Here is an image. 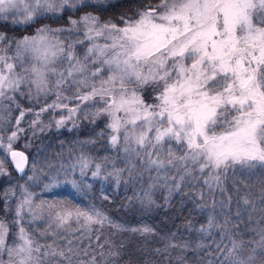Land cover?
I'll return each mask as SVG.
<instances>
[{
    "label": "snow or ice",
    "instance_id": "snow-or-ice-1",
    "mask_svg": "<svg viewBox=\"0 0 264 264\" xmlns=\"http://www.w3.org/2000/svg\"><path fill=\"white\" fill-rule=\"evenodd\" d=\"M65 128L84 138L50 154L38 133ZM258 173L264 0H0V264H121L115 234L158 235L143 217L113 219L121 189L126 213L179 195L204 221L153 253L264 264V179L235 212L230 194Z\"/></svg>",
    "mask_w": 264,
    "mask_h": 264
},
{
    "label": "trees",
    "instance_id": "trees-1",
    "mask_svg": "<svg viewBox=\"0 0 264 264\" xmlns=\"http://www.w3.org/2000/svg\"><path fill=\"white\" fill-rule=\"evenodd\" d=\"M47 22V21H45ZM55 26V25H54ZM54 99V97L52 98ZM51 102V100H49ZM18 114V113H17ZM33 119L32 116H28L25 121L21 124V127H27L28 123ZM45 122H47L48 117H44ZM14 123V120H13ZM103 125L101 124V127ZM68 127H71L69 124ZM99 131V129H97ZM62 135H56L55 138L53 137V133L45 132L43 134H39L42 136L45 143H50L51 147L47 149V151L55 155L57 152L61 151V141H64L63 151L67 154L69 146L71 145L72 141L75 139H83V133H76V132H68L67 128L62 130ZM28 136H31V133H27L26 135L22 134V138L18 141L15 145L16 148L24 149V145L27 144L29 141L27 139ZM40 140L37 139L33 147L28 149L30 152H35V145H38ZM107 153L100 152V155L103 156ZM261 179H264L259 173L257 175H253L248 179V183L251 187L242 190L238 195L236 193H230L233 197L232 203V211H236V201L239 200L241 197L245 196L246 193L251 192L253 193L254 199H259V193L261 189ZM96 191L94 193H89L87 198L78 196V200L82 199H91L94 195L98 196L99 191L101 189V185H95ZM131 189V186H129ZM138 190V187H137ZM39 191V190H37ZM59 191V189H57ZM133 194L132 190L125 191L121 189L119 194L116 195V205H109L108 210L111 213L114 220L120 223H136L142 217L146 220V222L153 224L156 229L158 235L155 237H150L147 241L133 238L130 234H115L112 238L115 240L117 245L121 243L126 245V251L121 261V264H128L131 261V264H168L169 259L172 261V264H175L176 257L180 254L179 249L172 251L170 255L166 254L164 257H161L152 252L153 249L156 248H163L164 244L160 242V237L169 236L171 234H175L177 237L176 242H182L183 240L191 238V235H194V232L190 234V230L187 229V221L191 220L194 224L195 228H199L200 223L204 222L201 220V217L198 212H191L193 205L191 203H186L185 201L181 200L179 195H176L174 200L166 207H162L158 210H153L151 213L144 215L140 212L132 213V212H125L123 209H118V205L123 202V198L125 195L131 196ZM43 196V194H41ZM157 197L161 199L158 200L159 203H163L162 192H156L155 194ZM204 203V201H201ZM206 215V214H205ZM260 212L256 210L253 214V219L259 217ZM223 219V218H221ZM251 227V226H250ZM111 229H106L105 232L108 234L111 232ZM246 239L249 237H245ZM95 239V238H93ZM44 241H41L43 243ZM188 257L187 264H196V261L199 257L192 253L189 250L186 253Z\"/></svg>",
    "mask_w": 264,
    "mask_h": 264
},
{
    "label": "water",
    "instance_id": "water-1",
    "mask_svg": "<svg viewBox=\"0 0 264 264\" xmlns=\"http://www.w3.org/2000/svg\"><path fill=\"white\" fill-rule=\"evenodd\" d=\"M17 150H23V149H20V148H16Z\"/></svg>",
    "mask_w": 264,
    "mask_h": 264
}]
</instances>
